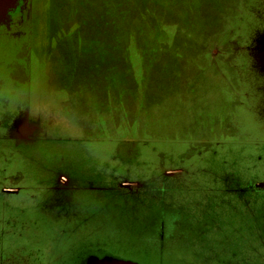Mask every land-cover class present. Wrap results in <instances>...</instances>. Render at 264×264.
I'll return each mask as SVG.
<instances>
[{
    "label": "rangeland",
    "instance_id": "obj_1",
    "mask_svg": "<svg viewBox=\"0 0 264 264\" xmlns=\"http://www.w3.org/2000/svg\"><path fill=\"white\" fill-rule=\"evenodd\" d=\"M263 38L264 0H0V264H264Z\"/></svg>",
    "mask_w": 264,
    "mask_h": 264
},
{
    "label": "crops",
    "instance_id": "obj_2",
    "mask_svg": "<svg viewBox=\"0 0 264 264\" xmlns=\"http://www.w3.org/2000/svg\"><path fill=\"white\" fill-rule=\"evenodd\" d=\"M117 21V20H116ZM158 24H160L159 22H158ZM153 28V27H152ZM128 49L127 50H125V51H123V53L121 52V53H118V54H116V62H117V60H118V58H117V55H124V54H128V55H130V56H132V61H134V62H147V61H150L151 59H152V55H151V53L153 52L152 50H153V47H154V45H156V44H154L153 45V42H152V40L151 39H149L148 37L146 38V39H142V38H130L129 39V41H128ZM137 65V64H136ZM140 66H141V63H140ZM149 67H150V64H149ZM141 69H142V66H141ZM142 71H144L143 69H142ZM144 75H146V74H148V73H150V70H145L144 71ZM129 74V73H128ZM139 75V76H142V77H144L143 76V73L142 72H140V71H138L137 70V72L135 73V78H136V75ZM154 75V74H153ZM129 76V75H128ZM160 76H161V78L163 77V75L162 74H160ZM146 77V76H145ZM156 77H157V75H156ZM142 79V78H141ZM145 81H149L148 79H145ZM137 84H138V87L139 88H141V86H142V81H138L137 82ZM152 87V84H150V87L149 88H151ZM148 88V89H149ZM147 89V90H148ZM143 94H145V92H143V91H141V95L140 96H142ZM165 149H163L162 151H164ZM162 151H161V153H162ZM161 153H159V155L158 156H160V154ZM142 153L139 151L138 152V155H141ZM173 154H174V156H176V154H177V151H173ZM158 156H157V158H158ZM138 182V181H137ZM139 183V182H138ZM142 188H140V189H136V190H134V191H139V190H141ZM189 198H187V199H185V200H183L182 198H179V199H177L179 202H185L186 200H188ZM193 199H196V198H193ZM172 201H175V199H173V198H171V202ZM164 202H169V201H167V200H164ZM163 203V202H162ZM174 205V204H173ZM186 210H190L189 208H185ZM195 216H197V214H194ZM230 217H232V218H229V220H242L243 218V216H242V214H241V212H238V213H234V214H231L230 215ZM237 217H239V218H237ZM215 237H217L218 235H214ZM216 245H219V242H216ZM116 260L117 261H125V262H131V263H136V264H141V263H139V262H136V261H133V260H131L130 258H116ZM145 261V263L146 264H148V262H147V260H144Z\"/></svg>",
    "mask_w": 264,
    "mask_h": 264
},
{
    "label": "flooded vegetation",
    "instance_id": "obj_3",
    "mask_svg": "<svg viewBox=\"0 0 264 264\" xmlns=\"http://www.w3.org/2000/svg\"><path fill=\"white\" fill-rule=\"evenodd\" d=\"M248 56V55H247ZM252 58V60L254 59L253 57H251ZM256 62H257V64H258V67H259V69H260V63H261V61L260 60H256V59H254ZM251 61V60H250ZM260 73V72H259ZM260 75L261 76H259V77H262V78H264V76L260 73ZM253 77V76H252ZM263 87V86H262ZM106 92V97H104V93ZM108 95H109V92H108V87H107V89H106V91H104L103 93H102V96H101V99H106L107 97H108ZM98 98V97H97ZM97 98H96V101H97ZM21 116H23L22 118H23V120H24V117H26L27 118V120L28 121H25V122H22V124H25L26 126L27 125H29L30 124V122H29V118L27 117V116H24V114H22ZM22 118H21V120H22ZM29 130V128L28 127H25V128H23L22 130H21V132L19 133V134H15V138H14V140L16 141V142H20V143H22V145H24L26 148H24V149H22V150H20L23 154H30V152H29V148H30V144H31V142H32V138H33V136L32 137H30V134L31 133H29V132H27ZM6 135V134H5ZM5 135H3L2 136V140L3 141H5L6 139V137H5ZM21 137H27L28 139H26V140H24V139H21ZM40 138V137H39ZM6 142V141H5ZM16 147H18L17 145H16ZM21 147V146H20ZM24 150H26V152L24 151ZM36 155V154H35ZM41 157L42 158H48V156H44L43 154H41ZM46 165V164H45ZM59 166H61V165H58V164H56V165H54V166H51V165H48L47 167L48 168H46V169H44V172H45V174H46V176H47V178L49 179V184L47 185L48 186V189H50V190H53V189H55V187L59 184V183H61L60 181H61V179L62 178H67L68 177V174L69 173H66V172H64V171H62V170H58V169H53V168H56V167H59ZM126 174H128V175H130V171L128 170V169H126L125 171H124ZM170 174V173H169ZM169 176V175H168ZM130 184H135L136 186H134L133 188H130ZM138 184V182H136V183H132V182H128L127 181V178H123L122 179V181L121 182H118V184H117V187L119 188V189H121V190H126V191H134V190H136V189H138L139 188V185H137ZM138 186V187H137ZM137 187V188H136ZM134 188H136V189H134ZM132 189H134V190H132ZM116 243H114L113 245H115ZM112 246V245H111ZM98 248V247H97ZM96 249V248H95ZM90 258H93L92 256H89V257H87V260H86V263H87V261L90 259ZM103 257H97L96 259H102ZM104 258H106V257H104ZM88 264V263H87Z\"/></svg>",
    "mask_w": 264,
    "mask_h": 264
},
{
    "label": "water",
    "instance_id": "obj_4",
    "mask_svg": "<svg viewBox=\"0 0 264 264\" xmlns=\"http://www.w3.org/2000/svg\"><path fill=\"white\" fill-rule=\"evenodd\" d=\"M258 52L259 55L263 61L264 59V38L259 44ZM88 264H136V263H131V262H125V261H117L116 259H110V258H102V259H92L90 258L87 261Z\"/></svg>",
    "mask_w": 264,
    "mask_h": 264
},
{
    "label": "trees",
    "instance_id": "obj_5",
    "mask_svg": "<svg viewBox=\"0 0 264 264\" xmlns=\"http://www.w3.org/2000/svg\"><path fill=\"white\" fill-rule=\"evenodd\" d=\"M138 6H140V5H138ZM146 6V8H149L147 5H145ZM154 21L156 22V23H154ZM158 20L157 19H154L153 20V23H154V25L155 24H158ZM73 24V23H72ZM75 24H77L76 22H75ZM80 27H81V30L82 31H84V28H83V26L82 25H80ZM159 30H161V28L159 29ZM165 32V31H164ZM163 32V33H164ZM160 34H162V33H160ZM135 36H133V35H131V36H129V38H134ZM155 47H156V45H154ZM165 49H166V46H165V44H162L160 47H159V49H157V53H156V56H160V58H161V55H163V54H165ZM159 58V59H160ZM158 59V60H159ZM141 63V66H142V69L145 71V70H150V67H149V64H150V61H147V62H140ZM109 66H111V63H109ZM130 79V78H129ZM135 80V79H134ZM109 92V91H108ZM106 92L104 93V97H106ZM98 98H97V102H99V100L101 99V94L99 95V96H97Z\"/></svg>",
    "mask_w": 264,
    "mask_h": 264
},
{
    "label": "bare ground",
    "instance_id": "obj_6",
    "mask_svg": "<svg viewBox=\"0 0 264 264\" xmlns=\"http://www.w3.org/2000/svg\"><path fill=\"white\" fill-rule=\"evenodd\" d=\"M210 98H215L214 96H212V94L210 95ZM21 139H24V140H26V139H28L27 137H21Z\"/></svg>",
    "mask_w": 264,
    "mask_h": 264
}]
</instances>
